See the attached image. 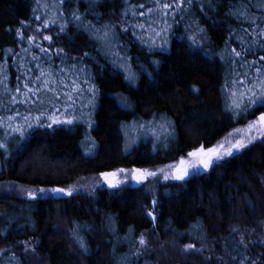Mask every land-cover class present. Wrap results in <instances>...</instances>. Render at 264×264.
<instances>
[{
  "label": "trees",
  "instance_id": "1",
  "mask_svg": "<svg viewBox=\"0 0 264 264\" xmlns=\"http://www.w3.org/2000/svg\"><path fill=\"white\" fill-rule=\"evenodd\" d=\"M153 2L0 0V129L8 128L0 148V264H239L244 256V264H264V137L209 172L159 183L155 191L132 184L54 191L81 177L175 162L264 112L260 104L234 111L227 91L237 74L257 75L245 60L264 56V37L252 24L264 28V0H194L172 13L166 38L150 46L137 39L131 20ZM75 9L81 22L72 18ZM237 9L246 15L232 14ZM89 21L97 28L118 25L119 56L84 27ZM125 22L127 32L119 27ZM248 47L241 57L231 53ZM121 63L135 74L133 82ZM41 71L57 92L43 93L50 106L28 109L36 97L27 98L23 85L36 87ZM162 117L173 134L167 147L147 141L126 150L128 125L149 127ZM17 126L23 135L12 131ZM18 186L47 192L22 195ZM188 244L195 247L185 249Z\"/></svg>",
  "mask_w": 264,
  "mask_h": 264
},
{
  "label": "snow or ice",
  "instance_id": "2",
  "mask_svg": "<svg viewBox=\"0 0 264 264\" xmlns=\"http://www.w3.org/2000/svg\"><path fill=\"white\" fill-rule=\"evenodd\" d=\"M92 2L94 3L95 0H92ZM193 2L194 0H170V2L169 0H164V2H162V0H154L156 9L164 10L161 12V15L163 16H167L169 14V11H171L172 13H178L180 11H183L184 10L183 6H185V4L188 7H190L193 4ZM58 3L60 5H63L65 3V0H58ZM139 7L143 8L144 5H140ZM201 8H203V4L201 5ZM147 11L149 14H151L154 11V9L150 7L147 9ZM232 14L234 15L238 14L241 17L246 15L244 11H240L239 9H237ZM71 15L74 21H77V22L82 21V15L79 14L78 9L73 10ZM125 15H127V13H125ZM133 15H137V13L133 12ZM138 15L144 16L145 13L139 12ZM37 19H39V17H37ZM47 23L48 22H46L45 26H47ZM50 23L55 24L56 21L52 20L50 21ZM252 24H253V31H255L256 29H259L257 33L258 38L264 37V28H259V25H255L254 21L252 22ZM66 26H67V22H65L64 24L60 26V31H64ZM80 26H81L80 23H78L77 27H80ZM84 27L87 30L91 31L95 35L97 40L102 42V46H107L109 48H116L117 51L115 52V55L119 56V40H118L119 34L117 32L118 25L109 23V24H103L99 28H97L95 25H93L89 21L86 24H84ZM119 27H120V30L123 32H127L129 30V25L126 22ZM131 27L133 28L138 27L142 31L145 30L144 23L132 25ZM168 27H170V25ZM148 30L151 31L154 36L161 35L160 32H156L155 30L152 29L151 23L148 24ZM165 30L166 29H162V31H165ZM18 34H21L19 33V30H18ZM133 34L135 35V33ZM29 39L31 40L33 39V37H29ZM44 39L51 40V37L46 36L44 37ZM137 39H140L141 43H147V41L143 39V36H138ZM237 39L242 40L243 38L238 37ZM114 41L116 42L115 44L113 43ZM253 43H256V41H253ZM259 46L261 48H264V42H261ZM41 50L43 51V49ZM247 52H251V47L241 48V50L239 51L236 48L231 49V53L235 57H241ZM223 58L224 57L222 56L221 59ZM261 62H264V56L259 57V61L245 60V63L255 68V73L257 75L253 79L248 80L247 73L243 74L242 76L241 74H237V76H239L240 78L232 81V84L234 87L236 85L243 86V90L241 91L231 90V104H232L234 111L239 110V112H244L256 104H260L264 106V71H262V69H264V64H262ZM113 63H116V61H113ZM232 63H236V61L233 60ZM120 67L123 68L125 67V65L121 63ZM241 67H243V65H241ZM44 76H45V73L41 71L40 75L34 78L35 81L38 82L37 86L34 88L30 87L29 83H25L23 85V88L26 90L25 94L27 98L30 99L32 96H35L36 100L34 101V103H39L41 106H43V104L45 103L44 99L41 96L42 92L43 93H47V92L56 93L57 92V89L51 86V84L55 83V81H50L49 79L41 80V78ZM125 78L129 80L130 82H133L135 80V74L130 73ZM17 79H19V77ZM59 83L62 84L63 87L65 88L69 87V85L63 84V81H60ZM85 83H87V81H85ZM71 88L73 91H78L80 89V85H78L76 81L73 80L71 82ZM90 90H93V96H94L95 95V91H94L95 85L94 84L90 85ZM15 91L20 92V87L17 86ZM64 96H66L68 101L70 102L73 101V96L71 92H65ZM56 98L58 99L59 97L57 96ZM120 101L122 104H125V105L128 104L126 98L124 97H120ZM11 102L12 103L17 102L15 96H13ZM68 106L70 105H65V107H68ZM239 112H237L236 114H239ZM17 115H19V113H17ZM41 115H43V112H41ZM50 118L53 119L54 122H57V123L60 122L58 119H56L55 115H53ZM9 119H11V117H9ZM24 119H25V122L28 121V117H24ZM36 121L37 123L40 122L39 116L36 117ZM67 122L71 123L72 121L68 120ZM31 126H32L31 124H28V127H31ZM8 127L11 128V125H9ZM48 127H51V124H49ZM247 128H248L249 134H251V132L255 130L258 134L264 135V112L260 113L256 121L249 122V124L247 125ZM12 131L19 132L21 133V135H23L22 126H17L16 128L12 129ZM252 139H255V137L253 136ZM243 147H244L243 139L236 140L235 143H232L231 141L226 140L224 143H218L217 145H214L212 147H207V148L201 145L200 148L194 149L193 151L188 153V156L191 157L192 159H184L183 157H181L179 165L169 166V167L174 169V173H175L174 178L178 180H182L184 179L185 176L189 175V169H198L201 166L206 169L210 165H212L214 159L219 160V159H222L223 156L225 155H232L233 149L239 150L240 148H243ZM0 148H6V144L3 142H0ZM120 171H124V170L121 169ZM160 171L163 172L164 170L160 169ZM148 175H155V173L146 172L145 170H141V169H133V177L138 181L145 179ZM101 176H103L104 179L107 180L110 184H113L116 173L115 172H112V173L102 172ZM164 178L168 179V175L166 174ZM40 191L43 192L44 190L41 189ZM54 191L63 192L64 189H55ZM28 195L35 196V193L29 192ZM236 230H237L236 228H233V231H236ZM73 235L76 236L77 242L81 244V247H83V242L82 240H80L76 229L73 230ZM239 243L241 245H244L245 248L247 247V244L245 243L243 236H241ZM253 243H255V241H253ZM260 243L264 244V240L260 241ZM146 244H147V241L144 235L141 234V236L139 237V245L141 246V248H143ZM184 247L185 249H190V248H194L195 246L192 244H188V245H185ZM141 248L136 249V253L138 255H142ZM233 259L235 260L236 257H233ZM248 259L249 258L247 256H244L239 261V264H244L245 260H248ZM250 264H256V260H251Z\"/></svg>",
  "mask_w": 264,
  "mask_h": 264
},
{
  "label": "rangeland",
  "instance_id": "3",
  "mask_svg": "<svg viewBox=\"0 0 264 264\" xmlns=\"http://www.w3.org/2000/svg\"><path fill=\"white\" fill-rule=\"evenodd\" d=\"M162 2H164V0H162ZM152 4L153 5L151 8H153L154 11L151 14H149L147 11V9L150 7H147L146 9H144V11H140V12L145 13L144 16H140L137 13V15H133V17H132L133 19L131 20V22H133L132 25H136L139 23L145 24V30L144 31H142L138 27H136V28L140 32L139 35L143 36L144 40L147 41V43L149 45L150 44L155 45L156 43H160L166 38L167 34L169 33V27L168 26H169L170 16L172 15L171 11H169V14L167 16L161 15V12L164 10L156 9L154 2ZM149 23H151V27L153 30L161 33L160 36H154L153 33L148 30V24ZM162 29H166V30L162 31ZM123 69L126 71V73H128V74L131 73V69L129 67L125 66V68L123 67ZM243 74H245V73L244 72L241 73V76ZM239 78L240 77L238 76V79ZM233 80H237V79H230V83H228V85H227V91H228L229 97H231V90H235V91L243 90V86H241V85H236L234 87L232 84ZM248 80H249V78H248ZM41 96L45 101L43 106H41L39 103H34L35 100L34 101L31 100V103L26 105V108L35 109L36 107H44L46 105H49L51 99H49V98H47V96L43 95V92L41 93ZM257 119L258 118L254 119L252 121H256ZM153 121H155V122H153ZM153 121H152L153 124H151L149 127L144 126V128H143L140 126V128H138V127H136V125L134 123H131L130 125H128L126 127V130H125L126 138H127L126 150H131L133 147L139 145L140 143L147 142V141H152L155 146L167 147L169 141L172 140V138H173V134L171 133L170 129L166 128L164 125L171 126L170 120L162 117L160 119H155V120L153 119ZM7 124H8L7 121H5L4 124H2V125H7ZM159 124H161V126H164V127H160ZM248 124H249V122L233 129L227 135L222 137L219 141H217L214 144V145H217L218 143H224L226 140L231 141L232 143H235L236 140L243 139L244 140V147L243 148H240L239 150L233 149L232 155H225V156H223L222 159H219V160L214 159L212 165H210L206 169L203 168L202 166L199 167L198 169H189V175L185 176L184 179H182V180L175 179L174 178L175 177L174 169L169 167V166L179 165V162L181 159L180 158L175 162H171V163H168L165 165H159V166H155V167L120 168V169L108 172V173H112V172L116 173L113 184H110L101 175L100 176H91V177H81L77 181L71 183L69 186H67L65 188H61V189H64V191L63 192L58 191L57 196L70 195V194H73V193H76L79 191L94 189L96 187H102V186L120 187L123 185H129V184L133 185V183H135L137 186H146L149 190L155 191L156 187L159 183L173 181V180L183 181V180L187 179L189 176H191L192 174H195L198 172H209L212 169V167L214 165H216L217 163L222 162L223 160H225L228 157L233 156L234 154L240 153L244 148L249 146L252 142L264 137V135L258 134L255 130H253L251 132V134H249L248 128H247ZM0 126H1V123H0ZM5 129H8V128H4L3 130H5ZM3 130L0 129V142H2V140H1L2 136L5 135V132ZM253 136L255 137V139H252ZM183 158L184 159H192L191 157L188 156V154L186 156H184ZM121 169H123L124 171H120ZM133 169H141V170H145L146 172H153V173H155V175H148L145 179L138 181L133 177ZM160 169H163L164 171L161 172ZM166 174L168 175V179L164 178ZM40 190L41 189H38L35 191L29 190V189L24 190V188L18 186V189L16 191H17V193H20L22 195H28L29 192H33V193H35V195L41 194V193L45 194L47 192L45 190L43 192H41ZM69 192H70V194H69ZM25 250H28V251L30 250V247L28 244H25Z\"/></svg>",
  "mask_w": 264,
  "mask_h": 264
},
{
  "label": "water",
  "instance_id": "4",
  "mask_svg": "<svg viewBox=\"0 0 264 264\" xmlns=\"http://www.w3.org/2000/svg\"><path fill=\"white\" fill-rule=\"evenodd\" d=\"M133 186H137L135 183H133Z\"/></svg>",
  "mask_w": 264,
  "mask_h": 264
}]
</instances>
